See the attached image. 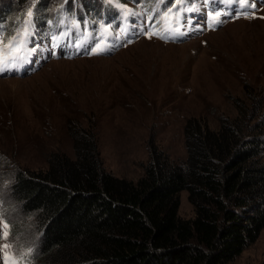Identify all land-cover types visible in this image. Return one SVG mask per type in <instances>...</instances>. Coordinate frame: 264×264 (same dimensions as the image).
<instances>
[{
    "label": "rangeland",
    "instance_id": "374dc122",
    "mask_svg": "<svg viewBox=\"0 0 264 264\" xmlns=\"http://www.w3.org/2000/svg\"><path fill=\"white\" fill-rule=\"evenodd\" d=\"M1 1L0 13L9 9V0ZM74 1L78 9L80 1ZM226 1L232 2L227 10L211 12L206 0H194L197 24L183 40L155 34L143 17L135 40L110 53L58 57L45 47L65 44L49 35L13 66L18 72L0 74V233H8L0 239V264H11L9 257L40 264L25 259L36 257L35 218L21 217L9 204L8 187L18 170L46 169L52 153L76 157L69 124L90 128L105 169L134 182L150 161L152 137L174 162L187 159L184 130L191 118L218 129L244 104L264 125V0L212 3ZM112 2H104L105 11ZM62 49L70 51L68 44ZM194 215L184 190L179 216ZM230 264H264V229Z\"/></svg>",
    "mask_w": 264,
    "mask_h": 264
},
{
    "label": "trees",
    "instance_id": "16d2710c",
    "mask_svg": "<svg viewBox=\"0 0 264 264\" xmlns=\"http://www.w3.org/2000/svg\"><path fill=\"white\" fill-rule=\"evenodd\" d=\"M79 1L76 9L74 0H9V9L0 13L3 34L23 38L29 9L34 29L46 35L96 33L99 20L117 6L109 0L113 6L109 3L105 11L106 0ZM121 2L142 8L147 22L164 30L154 11L175 0ZM237 110L218 129L200 118L189 119L184 130L188 156L182 163L171 160L152 137L150 161L137 182L107 171L96 134L69 124L76 157L52 153L46 169L18 170L8 187L9 204L21 217L35 218L40 238L36 257L25 259L40 264L235 261L264 229V125L246 105ZM184 190L194 206L191 219L179 216Z\"/></svg>",
    "mask_w": 264,
    "mask_h": 264
},
{
    "label": "snow or ice",
    "instance_id": "6c2138e0",
    "mask_svg": "<svg viewBox=\"0 0 264 264\" xmlns=\"http://www.w3.org/2000/svg\"><path fill=\"white\" fill-rule=\"evenodd\" d=\"M128 13L127 11L124 12V15L126 16ZM26 20L25 28L23 33L21 34L22 37H29L34 34V32L29 31V25L34 29V24H32V17H33V11L29 9L26 14ZM151 38V37H149ZM30 41L25 40L23 38L18 39L16 35H13L8 38L7 41L3 39V26L0 24V61H3V66H0V73L10 70L18 61H23L24 54L29 53L31 54V51H34L35 49L29 50L26 47V44ZM96 54V53H91ZM7 227V225H5ZM0 239H8V233L3 232L0 233ZM4 249H7L10 247L9 244H4L2 246ZM30 251V250H29ZM11 264H18L16 259L14 257H9Z\"/></svg>",
    "mask_w": 264,
    "mask_h": 264
}]
</instances>
